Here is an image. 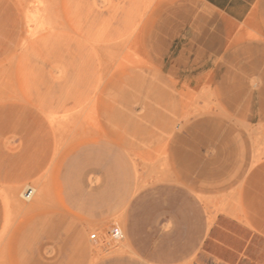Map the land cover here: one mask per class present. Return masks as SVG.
Returning a JSON list of instances; mask_svg holds the SVG:
<instances>
[{
	"label": "rangeland",
	"instance_id": "374dc122",
	"mask_svg": "<svg viewBox=\"0 0 264 264\" xmlns=\"http://www.w3.org/2000/svg\"><path fill=\"white\" fill-rule=\"evenodd\" d=\"M220 215L264 231V0H0V264H205Z\"/></svg>",
	"mask_w": 264,
	"mask_h": 264
},
{
	"label": "crops",
	"instance_id": "0c3cea01",
	"mask_svg": "<svg viewBox=\"0 0 264 264\" xmlns=\"http://www.w3.org/2000/svg\"><path fill=\"white\" fill-rule=\"evenodd\" d=\"M201 1L226 19L244 23L261 0ZM228 59L231 62L238 60L231 56ZM242 62L249 61L244 58ZM244 68L251 67L247 64ZM116 234L121 236L122 232L118 230ZM202 250L205 264H264V231L254 224L249 226L235 218L220 215L204 237Z\"/></svg>",
	"mask_w": 264,
	"mask_h": 264
},
{
	"label": "bare ground",
	"instance_id": "6f19581e",
	"mask_svg": "<svg viewBox=\"0 0 264 264\" xmlns=\"http://www.w3.org/2000/svg\"><path fill=\"white\" fill-rule=\"evenodd\" d=\"M26 194H31V196L34 194V190L33 189H30V190H28L27 192H26Z\"/></svg>",
	"mask_w": 264,
	"mask_h": 264
},
{
	"label": "built area",
	"instance_id": "2783aa9c",
	"mask_svg": "<svg viewBox=\"0 0 264 264\" xmlns=\"http://www.w3.org/2000/svg\"><path fill=\"white\" fill-rule=\"evenodd\" d=\"M28 197L30 198L31 197V194ZM93 238H96V236H93Z\"/></svg>",
	"mask_w": 264,
	"mask_h": 264
}]
</instances>
